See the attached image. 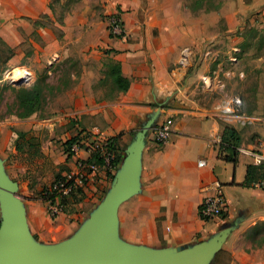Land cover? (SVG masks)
<instances>
[{
    "label": "crops",
    "instance_id": "obj_1",
    "mask_svg": "<svg viewBox=\"0 0 264 264\" xmlns=\"http://www.w3.org/2000/svg\"><path fill=\"white\" fill-rule=\"evenodd\" d=\"M118 4L128 10L123 12ZM116 12L121 13L126 39L109 34L107 17ZM263 12L264 0H219L214 9L197 2L185 5L184 0L77 1L60 25L67 42L78 51L80 72L60 94L63 103L58 112L0 118V170L14 185L27 233L37 244H63L83 231L116 189L143 139L136 188L117 210L119 242L167 252L193 251L215 243L218 247L205 264H216L221 254L226 256L222 264H264V191L246 184L254 159L245 152L264 151V74L255 77L259 106L249 114L241 111L251 122L232 123L244 150L236 162L227 161V152L213 145L223 126L207 115L232 80H248L252 69L264 66L258 46L253 57L245 56L246 26L249 21L257 23ZM50 17L54 19L51 0H0V39L11 49H18L25 35L36 46L31 37L36 30L44 43L54 40ZM184 56L187 60L182 63ZM108 61L119 62L130 81L128 90L114 98L102 96L100 85ZM167 118L173 120L170 138L158 144L144 128ZM35 131L43 135L37 142L32 138ZM80 131L118 136L121 159L112 174L102 172L98 177L83 219L75 218L53 241L50 236L65 216L55 218L54 226L42 197L24 195L29 191L24 180L35 172L33 163L39 156L49 157V171L55 168V175L73 168L76 157H68L65 144ZM18 132L32 141L23 150L17 148ZM60 137L63 143L57 142ZM200 160L205 161L203 167ZM215 179L225 186L228 208L224 216L204 220L200 204ZM4 214L0 190V224Z\"/></svg>",
    "mask_w": 264,
    "mask_h": 264
},
{
    "label": "rangeland",
    "instance_id": "obj_2",
    "mask_svg": "<svg viewBox=\"0 0 264 264\" xmlns=\"http://www.w3.org/2000/svg\"><path fill=\"white\" fill-rule=\"evenodd\" d=\"M77 1L78 0H51V10L54 19L50 17L48 21H53V24L55 25L53 29L51 28L54 33V40L46 41L44 43L41 34L36 30L34 34L31 35L36 42V46L28 39L30 36L28 37V35H25V41L21 46L18 49H11L0 39V79L3 78L6 70L10 68H21L28 72L27 78L20 85L7 83L8 81L0 82V118H12V116L23 118L22 115L26 112V108L20 106L17 99V94L21 88L32 89L36 87L41 90V99L38 103V110H36L40 115L58 112L63 103L60 94L66 88L73 85V75L80 72V58L78 57V51H74L73 47H71V42H67V39L64 37L65 31L63 26L60 25L63 22L65 14L75 9ZM184 2L185 5L187 4L190 6H195L196 2L201 5L206 4L208 8L214 9L218 6L219 0H184ZM103 6L104 5L99 6V4H97V7ZM117 6L121 9L122 4H118ZM121 10L126 12L128 9ZM43 22L47 21L44 20ZM256 22L257 23L252 24V22L249 21L245 29V48H247L245 56L248 58L255 55V47L257 46L259 47V52L264 53V14L263 17L256 20ZM16 55H20L18 61L9 64V60ZM111 63V61L106 63L105 76L109 70V64ZM257 70H259V72H257ZM261 73L264 74V66L259 69H252L250 72L251 77H249L248 80H232L228 84V92L217 96L218 99L225 96L229 97L238 95L244 101V106L241 111L247 112L248 114L252 113V111H254V109L260 104L255 94V89L257 88L255 77ZM100 85H103L102 96H112L114 91L110 82H100ZM41 137H43V135L41 132L38 133V131H35L32 136L34 142H37L38 138ZM63 141L64 138L61 137L57 140V142L62 143ZM33 164L36 169L35 172L31 171L29 177L24 180L29 186V191L24 195L30 197L38 194L42 197V190L52 183L57 177L56 175L60 174L62 171L59 170L56 175L55 168H53L52 172L49 171V169H51V163L47 156H39ZM102 172H105V170H101L99 175H97L94 180L90 181L85 190L73 194L74 198L67 204H64V212L59 216H65V220L58 222L60 226H58V228L56 227L57 229L51 236L49 235L52 237L51 240L55 241L62 237L65 226L69 225L75 220V218H78V220L81 218L83 219L82 215H85V212H87L86 210L89 208V205H85V203H90V199L93 198L91 196L92 190L97 187L96 181H98V177H100ZM22 191L23 189L21 188L20 192ZM55 218H53L54 226L57 224ZM54 237L55 239H53ZM37 238L38 237H36V239ZM218 259L219 260L216 264L226 262L225 254H221Z\"/></svg>",
    "mask_w": 264,
    "mask_h": 264
},
{
    "label": "water",
    "instance_id": "obj_3",
    "mask_svg": "<svg viewBox=\"0 0 264 264\" xmlns=\"http://www.w3.org/2000/svg\"><path fill=\"white\" fill-rule=\"evenodd\" d=\"M154 124L150 123L144 131ZM142 140L107 202L83 231L63 244L41 246L32 239L27 233L23 208L15 195L14 185L0 170L5 212L0 224V264H205L215 252L217 244L187 252L146 251L125 246L117 239V210L136 188Z\"/></svg>",
    "mask_w": 264,
    "mask_h": 264
},
{
    "label": "built area",
    "instance_id": "obj_4",
    "mask_svg": "<svg viewBox=\"0 0 264 264\" xmlns=\"http://www.w3.org/2000/svg\"><path fill=\"white\" fill-rule=\"evenodd\" d=\"M107 28L112 37L121 39L127 38L124 22L120 12L110 14L107 17ZM187 60L184 56L182 63ZM28 72L21 68H10L6 70L1 82L8 81L13 85L18 82H24ZM209 80V79H207ZM244 106L243 99L238 96L221 97L207 110V115H213L219 119L221 124L233 125L239 123L245 125L251 122V119L241 113ZM173 120L167 118L161 123H155L150 127L153 140L158 144L166 143L172 132ZM223 144L222 134H217L213 145L221 148ZM111 137L103 136L100 133L82 132L79 138L71 147L72 158L76 157V164L72 169L61 172L60 176L55 178L52 183L46 186L42 191V199L47 205L48 212L52 218L61 215L64 212L62 199L69 197L77 192L85 190L90 181L94 180L101 170L111 172L115 169L113 162L116 158V149L114 148ZM238 152H243V148L238 147ZM247 154L253 157L255 166L262 167L260 177L253 182L252 186L264 191V151L263 150H245ZM87 153L88 157H79V154ZM101 163L97 162V158ZM205 165L204 160L199 161V166ZM209 192L200 204L199 212L204 220H211L224 216L228 208V199L225 193V186L219 180H213L208 186Z\"/></svg>",
    "mask_w": 264,
    "mask_h": 264
},
{
    "label": "trees",
    "instance_id": "obj_5",
    "mask_svg": "<svg viewBox=\"0 0 264 264\" xmlns=\"http://www.w3.org/2000/svg\"><path fill=\"white\" fill-rule=\"evenodd\" d=\"M45 18H47V16ZM111 62L112 63L109 64L110 65L109 70L105 76L106 78L104 77L103 79H101L100 82L111 83L112 89L114 91L111 97L114 98L116 93L120 91L128 90L130 86V81L122 74L120 63L116 61H111ZM40 94H41V90L37 89L36 87L32 89H25V88L19 89V92L17 94L18 103L20 106L26 108V112L24 113V115H22L23 117H28L29 115L37 112L36 110H38V103L39 100L41 99ZM222 126H223V132H222L223 144L221 148L222 150L227 152L224 158L227 161L236 162L237 155L239 153L237 148L240 146V142H241L240 134L234 126L228 124H222ZM81 133L82 131H80L78 135H75L71 139H69L65 144V150L68 153L69 158L72 157L71 147L73 143L79 138V135ZM26 135L27 134L25 132H18L17 148L19 150H23L25 143H29L30 145L32 144L31 140H27ZM111 139L113 140V144L115 145L114 148L116 149L117 156L113 162V165L116 167L121 159V149L118 141V136H113L111 137ZM93 158H97V157L94 156ZM97 162L101 163V160L97 158ZM63 171H65V169L62 170V172ZM261 171H262V167L251 164L248 167L246 184L252 186L253 182L260 177ZM107 173L112 174V171ZM60 174H58L57 177H59ZM73 198L74 195L65 197L62 199V203L67 204Z\"/></svg>",
    "mask_w": 264,
    "mask_h": 264
}]
</instances>
